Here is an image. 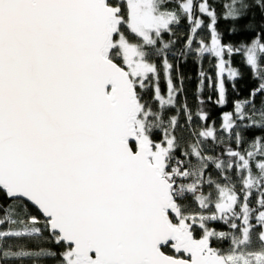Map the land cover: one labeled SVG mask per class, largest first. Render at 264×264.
Here are the masks:
<instances>
[{
  "label": "snow or ice",
  "instance_id": "snow-or-ice-1",
  "mask_svg": "<svg viewBox=\"0 0 264 264\" xmlns=\"http://www.w3.org/2000/svg\"><path fill=\"white\" fill-rule=\"evenodd\" d=\"M0 264H264V0H0Z\"/></svg>",
  "mask_w": 264,
  "mask_h": 264
},
{
  "label": "trees",
  "instance_id": "trees-1",
  "mask_svg": "<svg viewBox=\"0 0 264 264\" xmlns=\"http://www.w3.org/2000/svg\"><path fill=\"white\" fill-rule=\"evenodd\" d=\"M250 19H246L240 22L239 31L236 34H231L229 32L230 24L229 22H225L221 20L219 22V30L224 34V40L226 43H236L238 41L244 40L249 41L251 40L255 32L249 31L246 28V25L249 24ZM255 24L256 28H259L261 23V17L259 10L255 12V19L251 21ZM233 67L237 68L241 72V78L236 82V90L233 91L231 87V82H229V104L226 108H219L213 103L207 104V111H209L211 115V119L215 120L217 124L220 122V116L224 111H231L232 110V101L237 99H244L249 95L250 89L255 85L256 81L252 78V74L250 70L245 66L243 63V58L239 55L233 57ZM203 70L208 72L210 75L214 74V68H212L208 62H204ZM201 70V63L197 61L195 58H189L187 61H182L180 64V72L184 77V87L186 94L189 97L190 103H195V93L198 88L199 83V72ZM163 87V85H162ZM209 94V90L206 88L205 95ZM213 99H215V92H211ZM259 106V104H258Z\"/></svg>",
  "mask_w": 264,
  "mask_h": 264
}]
</instances>
